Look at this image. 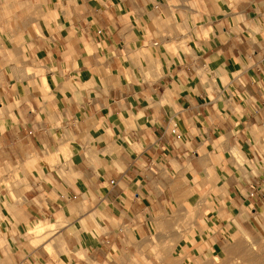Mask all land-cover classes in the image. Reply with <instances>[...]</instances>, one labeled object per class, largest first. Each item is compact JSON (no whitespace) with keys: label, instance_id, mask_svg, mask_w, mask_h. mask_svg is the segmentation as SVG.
Returning a JSON list of instances; mask_svg holds the SVG:
<instances>
[{"label":"crops","instance_id":"1","mask_svg":"<svg viewBox=\"0 0 264 264\" xmlns=\"http://www.w3.org/2000/svg\"><path fill=\"white\" fill-rule=\"evenodd\" d=\"M263 131L264 0H0V264L261 198Z\"/></svg>","mask_w":264,"mask_h":264},{"label":"rangeland","instance_id":"2","mask_svg":"<svg viewBox=\"0 0 264 264\" xmlns=\"http://www.w3.org/2000/svg\"><path fill=\"white\" fill-rule=\"evenodd\" d=\"M261 152L262 174L254 165L252 166L253 174L263 176L261 198L255 199L248 195L247 188L243 189L242 193H229V200L223 195L222 199L225 203L221 208L227 209V212L214 211V215H209L202 221L196 218L202 214L208 215V212L204 211L205 207L202 214L197 206L190 204L187 205V209L173 208L169 211L171 215L169 221H161L152 229L150 239L153 242L148 245L138 244L132 259H126L125 251L115 244H99L108 248V251L102 255V259L97 260L87 251H78L75 255L66 252L65 255H61L53 247L55 245L49 243L46 247L54 259V264H230L233 260L234 264L237 262L245 264L243 259L245 260L247 256L252 255L256 258L258 255L252 251L242 253V249L238 248V243L243 242L242 229L247 231L252 241L260 247L264 243V135ZM237 154L240 162L247 160V164L251 163L252 159L246 158L243 153ZM250 180L255 183L253 177ZM206 206L214 207L213 204ZM197 223L204 225V231L196 234L195 230L200 228ZM42 230V228H39V231L35 229V232L41 233ZM213 240L215 244H211ZM262 248L264 250V246ZM240 259L242 262L239 261ZM254 261L246 263L257 264V261Z\"/></svg>","mask_w":264,"mask_h":264},{"label":"bare ground","instance_id":"3","mask_svg":"<svg viewBox=\"0 0 264 264\" xmlns=\"http://www.w3.org/2000/svg\"><path fill=\"white\" fill-rule=\"evenodd\" d=\"M242 233H243V242L238 243V248L240 250L242 249V253L243 252L247 253V252H251L252 251L254 253H257V255H258L256 258L253 257L252 255H249V256L246 257L245 260L243 259V262H245V264H247V263L255 260V261H257V264H264V250H262L263 249L262 247L264 246V243H263L262 247H260L259 245H257L255 242L252 241V239H251V237H250V235H249V233L247 231L242 229ZM239 261H241V259ZM234 262L235 261L233 260V262H230V264H234ZM237 264H241V263L237 262Z\"/></svg>","mask_w":264,"mask_h":264},{"label":"built area","instance_id":"4","mask_svg":"<svg viewBox=\"0 0 264 264\" xmlns=\"http://www.w3.org/2000/svg\"><path fill=\"white\" fill-rule=\"evenodd\" d=\"M170 125H171L170 126L171 127V131L174 133V135L177 138H181L183 133H182V131L179 128L178 122L175 119L172 118L171 121H170ZM253 194H254V192H251V195H253Z\"/></svg>","mask_w":264,"mask_h":264}]
</instances>
